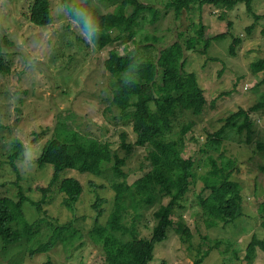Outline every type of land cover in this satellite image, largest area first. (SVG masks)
I'll use <instances>...</instances> for the list:
<instances>
[{"label": "rangeland", "instance_id": "obj_1", "mask_svg": "<svg viewBox=\"0 0 264 264\" xmlns=\"http://www.w3.org/2000/svg\"><path fill=\"white\" fill-rule=\"evenodd\" d=\"M89 1L103 13H114L123 0ZM139 1L151 4L158 11V21L152 24V14L147 12L133 41L123 40L100 49L86 43L62 15V11L65 14L68 11V8L63 9L62 0H50L54 21L48 26H38L31 21L35 0H0V39L5 41L4 58L11 67L10 73L0 74V195L17 201L19 193L23 192L30 199L23 205L27 221L31 225L40 224V228L34 230L36 233L25 234L18 243L7 245L0 238V264H48L49 261L53 264H108L102 245L96 243L92 235L97 215L93 205L98 197L106 199L100 217V223L105 225L115 205L111 185L113 163L103 164L102 176L65 171L51 187L43 207L48 216L41 222L43 214L31 201L42 199L40 188L49 187L54 167H41L37 160L48 141L76 132L85 139L109 143L126 161L122 170L127 173L128 184L149 172L147 147L136 146L130 153L123 147L122 133L130 144H135L137 135L131 116L113 103L117 79L106 69L105 60L115 47L123 55L157 58L162 49L175 41L185 44V40L195 36L200 22L209 27L206 37L217 35L212 30L214 27L229 32L225 38L213 41L208 53L204 52L203 45L185 49L186 70L197 75L207 99L201 115L187 112L176 121V130L182 123L195 122L185 137L184 156L195 161L196 176L172 215L168 238L156 244L154 260L149 264H195L201 258V264H264V251L260 248L252 261L246 258L252 236L264 238L259 211L264 200V107L253 112L250 132L231 127L226 130L219 151L207 146L208 136L219 131L228 117L264 99V69L257 71L253 66L264 59V0L252 3L259 19L248 12L243 2L232 10L194 4L178 17L169 4L172 0ZM132 12L133 6L127 7L126 14ZM251 26L253 29L249 32ZM45 32L49 33L48 50L41 54L37 45L44 41ZM112 34L117 36L118 31ZM235 38H240L241 43L232 55L230 46ZM237 121L241 124L243 119ZM18 144L21 158L16 161V171L10 161ZM29 146L38 156L30 165L24 161ZM212 159L219 167L224 162H234L232 180L242 187L243 215L234 223L208 228L200 197H206L209 191L204 189L201 177L212 169ZM67 177L80 180L85 188L74 208L65 205V195L59 191L61 181ZM90 182L99 188L92 187ZM169 200L167 197L162 203L149 205L137 197L128 198L123 225L134 226L140 238L150 239L158 223L156 213ZM70 221L77 229V236L70 244L58 243L49 252L31 254L32 249L50 239L49 223L62 225ZM182 229H188L191 236ZM123 238L131 239V236Z\"/></svg>", "mask_w": 264, "mask_h": 264}, {"label": "trees", "instance_id": "obj_2", "mask_svg": "<svg viewBox=\"0 0 264 264\" xmlns=\"http://www.w3.org/2000/svg\"><path fill=\"white\" fill-rule=\"evenodd\" d=\"M246 3L249 13L253 12V0H172L169 4L175 10L178 17L183 11L194 4L203 7L213 5L224 7L227 10L234 9L239 3ZM84 6L94 12L100 25L101 36L96 41L100 49L113 45L119 41H133L137 35V29L145 19V14L150 12L152 24L158 21V11L151 4H144L139 0H123L114 13H103L91 1H83ZM133 6V12L126 14V9ZM71 5H68V11ZM255 14V13H254ZM259 19V15L255 14ZM214 17V16H213ZM31 21L38 26H48L54 21L50 0H35L30 14ZM219 20V19H218ZM199 24L195 36L185 40L175 41L161 50L157 58L143 59L138 54L119 53L115 47L109 52L105 60L106 69L117 79L114 89L113 103L133 120V128L137 135L135 144L127 143V136L122 133L123 147L130 153L134 147H147L151 170L133 184L127 183V173L122 170L126 161L120 158L111 148L109 143H102L95 139H85L78 133L59 135L54 137L44 147L37 162L39 166L51 165L54 174L49 187L40 188L42 199L31 201L39 213L43 214L41 222L46 220L48 212L43 210L50 194L51 187L67 170H76L81 174L102 176L103 164L113 163L112 189L115 192V205L109 220L105 225L100 223L103 215L105 198L98 197L93 205L97 212L95 227L92 230L94 241L101 244L108 264H149L154 260L156 244L168 238V230L173 225L172 215L180 202L190 190V186L196 176V163L192 158L184 156L186 147V134L195 124L189 121L179 125L176 121L179 116L192 112L199 116L204 112L207 99L201 89L198 77L194 72L186 70L185 49H196L197 45H203L204 52L208 53L209 47L215 40H220L228 35V31H219L217 27L212 30L215 34L206 37V25ZM233 25L228 23L229 28ZM253 26L249 28L251 32ZM117 30L118 35L113 36L112 31ZM219 31V32H217ZM221 32V33H220ZM4 40L0 39V74L10 73L11 67L4 58ZM240 38H235L230 46V53H236ZM186 47V48H185ZM257 71L264 69V59L253 63ZM161 79V82L159 80ZM264 80V79H263ZM264 107V99L251 108L240 109L228 117L223 127L208 136V144L211 149L219 151L226 130L238 127L240 132L248 129L251 131L252 114ZM243 119L241 124L237 120ZM15 146L10 161L17 171L16 161L21 158ZM212 169L201 178L204 189L209 191L206 197H200L205 224L208 228L217 227L221 223H234L243 215V196L241 185L232 180L235 171L233 161L223 163L219 167L215 159L211 160ZM19 173V172H17ZM94 188H99L93 185ZM59 191L65 195L64 203L69 208H74L80 200L85 188L80 180L67 177L59 186ZM138 198L149 205L162 203L164 198H169L167 205H162L156 213L158 223L150 239L140 238L134 226L126 228L123 223L127 212L128 198ZM30 199L23 192L19 193L17 201L0 195V238L7 245L20 242L25 234L31 236L34 230L40 228V224L31 225L23 211V205ZM264 228V200L259 206ZM52 233L50 239L31 254L46 253L51 251L58 243L70 244L77 236L74 222L66 224L49 223ZM182 232L189 237L188 229ZM130 235L131 239H124V235ZM264 251V238L253 235L247 246L246 258L252 261L257 249ZM203 263V258L195 264ZM48 264H53L49 261Z\"/></svg>", "mask_w": 264, "mask_h": 264}, {"label": "clouds", "instance_id": "obj_3", "mask_svg": "<svg viewBox=\"0 0 264 264\" xmlns=\"http://www.w3.org/2000/svg\"><path fill=\"white\" fill-rule=\"evenodd\" d=\"M63 9H67L68 5H71V9L65 14L62 11V15L68 19L78 31L81 38L90 45H95L96 41L101 36V25L94 14L88 8L84 6L83 0H62ZM49 33L45 32L44 41L37 45L39 53L46 52L47 40ZM38 158L36 150L29 146L24 153V161L26 164H32L34 160Z\"/></svg>", "mask_w": 264, "mask_h": 264}]
</instances>
